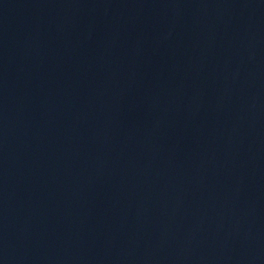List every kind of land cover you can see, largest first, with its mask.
<instances>
[{
  "label": "water",
  "instance_id": "95a60500",
  "mask_svg": "<svg viewBox=\"0 0 264 264\" xmlns=\"http://www.w3.org/2000/svg\"><path fill=\"white\" fill-rule=\"evenodd\" d=\"M236 0H0V264H182Z\"/></svg>",
  "mask_w": 264,
  "mask_h": 264
}]
</instances>
